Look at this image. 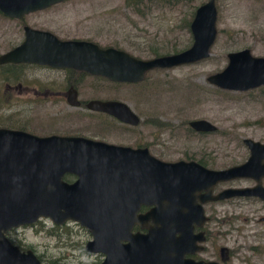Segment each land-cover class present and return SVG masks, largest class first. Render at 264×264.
Segmentation results:
<instances>
[{
    "label": "water",
    "instance_id": "obj_1",
    "mask_svg": "<svg viewBox=\"0 0 264 264\" xmlns=\"http://www.w3.org/2000/svg\"><path fill=\"white\" fill-rule=\"evenodd\" d=\"M64 1L0 0V13L10 19H21ZM216 22V0H208L196 9L190 23L192 45L188 49L147 60L113 48L101 49L92 43L60 41L49 32L25 26L23 42L0 55V65L72 69L112 83L137 84L150 71L207 60L217 38ZM227 59L221 72L207 78L210 85L228 92L264 87V58L254 57L250 50L244 49L228 53ZM67 103L79 106L75 92L69 91ZM87 108L133 127L140 123L129 106L120 101L94 100ZM188 125L195 132L217 130L205 120L191 121ZM244 144L251 153L244 164L215 172L192 162H162L147 149L80 137H39L0 128V264H41L33 251L20 250L6 236L40 220H49L56 227L73 222L86 229L91 240L84 250L89 255H102L99 264H205L185 259L194 243L192 227H201L204 222L202 211L187 215L170 210L187 208L182 203H206L234 196L264 199L261 189L229 190L211 197L210 189L218 181L254 178L264 169V145L252 140H245ZM67 175L75 180L67 183L64 181ZM201 190L207 194L196 200ZM141 205L154 206L155 210L137 216ZM135 225L147 229V234L132 235Z\"/></svg>",
    "mask_w": 264,
    "mask_h": 264
},
{
    "label": "rangeland",
    "instance_id": "obj_2",
    "mask_svg": "<svg viewBox=\"0 0 264 264\" xmlns=\"http://www.w3.org/2000/svg\"><path fill=\"white\" fill-rule=\"evenodd\" d=\"M207 1L179 0L174 6L163 7L154 0H143V9L137 12L125 5L126 0H66L49 10L26 16L25 24L61 39H90L102 47L114 46L138 59H150L152 52L170 55L191 46L192 36L185 24L191 21L196 8ZM256 1L216 0L218 34L205 61L152 71L140 86L86 79L88 91L84 95L82 91V99L93 95L113 98L127 104L141 118V125L135 131H113L105 140L131 147L147 144L154 156L167 162L197 159L201 151L211 155L215 167L246 161L249 152L242 140L249 138L264 143V87L228 92L210 85L207 78L227 66L228 53L249 49L254 57L264 58V0ZM22 39V25L0 14V55ZM27 72L37 88L45 81L60 78L59 73L44 68ZM4 84L0 81V126L23 127L38 136L79 131L71 127V123L81 120L75 115L78 111L59 102H45L43 93L35 99L25 95L14 100ZM199 119L216 126L217 133L197 136L188 132V123ZM154 120L168 127L150 126ZM230 145L236 147L230 148ZM261 209L254 202L225 208L226 213L220 220L240 213V220L231 224L240 230L229 231L226 223L219 230L229 232L228 235L214 242V245L235 249L233 258L226 264H264V227L258 223L264 215ZM41 222V228L38 225L21 227L11 231L9 238L21 248L31 246L36 255L42 256L43 264H99L102 261L103 257L84 251L85 243L91 240L86 229L73 222L57 229L49 220ZM52 228L49 235L47 230Z\"/></svg>",
    "mask_w": 264,
    "mask_h": 264
},
{
    "label": "flooded vegetation",
    "instance_id": "obj_3",
    "mask_svg": "<svg viewBox=\"0 0 264 264\" xmlns=\"http://www.w3.org/2000/svg\"><path fill=\"white\" fill-rule=\"evenodd\" d=\"M64 2H62V3H64ZM62 3H60V4H62ZM54 6H56V5H54ZM54 6H52V7H54ZM52 7L47 8L43 11L49 10ZM127 7H129V6H127ZM130 8H132V7H130ZM39 12H42V11H39ZM26 16H28V15H26ZM26 16L22 17L21 19H10V18L4 17L2 15V17L8 21L20 23L22 25V36H23V39L19 44H17L14 47H11L9 50H7L3 54L8 53L9 51L13 50L15 47H17L18 45H20L23 42L24 36H25L23 28L25 26L29 27L28 25L25 24V17ZM31 29H34V28H31ZM35 30H39V29H35ZM40 31L49 32L46 30H40ZM49 33L52 34L53 36H55L60 41H82V42H87V43H92L94 45H97L101 49L113 48L116 50L123 51V50L119 49L118 47H114V46L102 47L101 45L97 44L96 41H92L90 39H82V38L61 39V38L57 37L55 34H53L51 32H49ZM123 52H125V51H123ZM125 53H127V52H125ZM3 54H1V55H3ZM127 54H129V53H127ZM130 56L133 57L132 55H130ZM134 58H136V57H134ZM145 60H147V59H145ZM37 68H44V69L51 70L52 72H57L60 74V78L58 80H55V81L54 80L45 81V84H42V86H40L41 85L40 84L37 88V83L32 82V76L27 72V71H31V69H37ZM153 71H155V70H153ZM157 71H160V70L157 69ZM150 72H152V71H150ZM89 78L90 79L96 78L97 80L100 79L103 82H106V83L111 84V85L116 84V83H112V82L108 81L105 78L91 76L87 73L72 70V69H54V68H49L46 66H40V65H34V64H16V65L4 64V65H0V81H3L5 83L4 84L5 90L8 91V93H10L12 95V98L14 97L13 98L14 100L19 99V97H24L25 95H28L27 96L28 98L35 99L37 94L43 93V97H44L43 100L45 102L48 101V103H50V104H54V102H59L60 104H66L69 108H72V109L78 111V112H76L75 115L78 117H81V120H76L73 123H71L72 129L76 128L77 130H79V131H77V133H69V134H67V133H63V134L61 133L60 134L59 133V134H51V135H47V136L80 137V138L90 139V140H94V141H100V142H103L106 144H112V143L107 142L105 139H106V136L108 134L112 133L113 131H123V132L135 131L141 125V118L130 107L129 108L131 109V111H133V113L135 115H137V117H139V119H140V123L137 127H133L130 125L123 124V123L117 121L113 116H110V115L105 114V113L94 112V111H91L87 108V104L90 101H94V100L118 101V100H114L113 98H108V97L102 98V96H98V95H95V96L93 95V96H90L89 98L82 99V97H81L82 91H83V95H84V91L87 90V81H85V80L89 79ZM146 78H147V75H145V79L141 83H144L146 81ZM29 82H32L30 86H28ZM39 89H40V92H38ZM69 91H72V93H74V92L76 93V98H77V101L79 102V106L72 107L67 103V97H68ZM199 120H204V119H199ZM164 125L160 126V128H164L165 127ZM77 126H79V127L77 128ZM150 126L158 129L154 123H151ZM80 130H83V132H80ZM190 130L192 131L193 135H197V136H205V135L215 134L218 131V129H217L215 132H212V133H201V132H195L192 129H190ZM23 131H25V130H23ZM33 135H35V134H33ZM36 136H38V135H36ZM47 136H39V137H47ZM245 140H251V139L245 138L242 140V145L245 148H247V150L249 152V156L246 158L248 160L251 153H250L249 147L244 144ZM254 142L256 143L257 141H254ZM257 143H260V142H257ZM261 144L264 145V143H261ZM112 145H115V144H112ZM118 146H123V145H118ZM127 147H131V146H127ZM149 147L150 146H148L147 144H145V145L136 144L135 147H131V148H133V149H147L149 154L152 157H154L155 159H158L162 162H166V163H176L179 161H183L186 163L192 162V163H196V164L200 165L201 167H203L209 171H215V172L225 171V170L231 169L233 167L240 166L247 161V160L243 161V162L241 161V163H239V164L231 165V166H227V167H215V166H212L214 164H213V160L210 159L211 155L206 154L205 151H201V155L197 159L191 157V158H185V159H181V160H177V161H173V162H167V161H163V160L159 159L158 157L154 156L151 153ZM235 147H236V145H230V148H235ZM262 166L264 167V163ZM255 176L256 177H254V178L246 177V178H235V179H230V180L218 181L210 189L211 190L210 191L211 197H217L219 194H221L225 191H229V190L245 191V190L257 189L259 191L261 189L264 191V169L263 168L260 169L256 173ZM67 177H69L68 180H66ZM74 180H75L74 177L69 176V175L65 176V178H64V181H66L67 183H72ZM206 194H207V191L201 190L200 192H198L196 194V200L198 198L206 196ZM247 202L257 203L262 207L261 210L262 211L264 210V199L261 198L260 196H234V197H231L228 199L219 200V201H210V202H206V203H201L200 201H196L195 204L182 203V205H188V206L190 205L194 208L191 209V208H188V206H187V208L182 207V208H176V209L170 210V212L172 211V213H176V214H187V215H193L194 214V215H196L199 213V210H201L203 213L204 222L201 224V227H198L197 225H194L192 227L191 236L194 240V243H193V247H192V252L189 255H186L185 259H190L196 263L200 262V263H205V264H207V263H216V264L228 263V261L233 258L234 253H235V249L232 247H227V246H218V244L214 245V242L215 241L217 242L218 240H223V238H225L228 235L229 232H223L222 230H219L220 227H222L226 223L229 224V231H232L235 228H236V231L240 230L239 226H236L235 228H234V226L233 227L231 226V224H233L235 221L240 220V216H239L240 213H238V215H234V216H232V214H231L230 218L223 219V220H220V217L225 215V213H226L225 208L226 207L238 208L241 204L247 203ZM196 206H198L199 208L196 209ZM154 210H155L154 206L147 207V206L141 205L139 207L138 212H136V215L137 216H144L147 214H151L152 211H154ZM245 221L246 220L244 219V222ZM258 223L264 227V215L260 217ZM212 225H215L216 228H213ZM147 232H148L147 229H142L137 225H135L131 230L132 235H135V236L136 235H146ZM176 237H179V235L177 234ZM99 256H101V255H99Z\"/></svg>",
    "mask_w": 264,
    "mask_h": 264
},
{
    "label": "trees",
    "instance_id": "obj_4",
    "mask_svg": "<svg viewBox=\"0 0 264 264\" xmlns=\"http://www.w3.org/2000/svg\"><path fill=\"white\" fill-rule=\"evenodd\" d=\"M156 1L157 3H160L163 7H166V6H174L178 3L179 0H154ZM262 0H257L256 2H261ZM125 5L126 6H129V7H132L134 10H136L137 12H140L141 9H143V0H126L125 2ZM187 26V28L189 29V25H190V22L187 21V23L185 24ZM152 55L153 57H157L159 56V54L157 52H152ZM10 71V70H9ZM6 82V81H5ZM143 84V83H141ZM141 84H136L135 86H140ZM152 123L155 124V126L159 129L160 126H163L164 124L162 122H159L158 120H154L152 121ZM165 127L164 128H167L168 126L164 125ZM0 128H5V129H13V130H25L23 127H15V126H12V125H1ZM188 132L192 133V131L190 129H188ZM69 177L66 178V180H68ZM42 226V222L39 221L37 224H35L34 226ZM33 227V226H31ZM55 229H57V227H54ZM54 228H52L51 230H47V233L49 235H51V231L54 230ZM7 238L9 239V241L18 246L22 251L24 250H27L28 248L31 249L34 253H35V250L30 246V247H26V248H21V246L18 244V243H15L11 238H9V233L6 235ZM37 258L40 260L41 264H43V260H42V256H38L36 255ZM46 264H56L55 262H45Z\"/></svg>",
    "mask_w": 264,
    "mask_h": 264
}]
</instances>
